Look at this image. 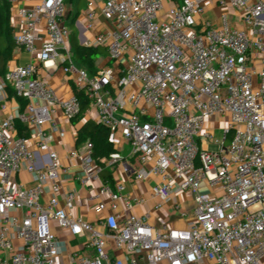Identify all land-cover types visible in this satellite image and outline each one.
<instances>
[{"label": "built area", "instance_id": "obj_1", "mask_svg": "<svg viewBox=\"0 0 264 264\" xmlns=\"http://www.w3.org/2000/svg\"><path fill=\"white\" fill-rule=\"evenodd\" d=\"M209 6L222 10L218 24L205 18ZM18 11L17 50L35 53L44 27L41 61H57L97 122L129 145L144 167L136 180L156 182L150 198L132 197L102 177L125 157L114 152L98 165L87 142L67 156L96 201L92 220L78 214L79 191L62 183L70 166L48 135L58 113L78 118V98H60L34 63L0 73V110L9 87L26 101L0 121V264H65L63 255L68 264H264V0H90L86 29L99 19L107 27L84 46L105 48L118 65L95 75L74 59L66 0ZM22 173L33 185L19 182ZM177 191L194 205H174L187 228L158 229L151 212L136 214ZM58 230L83 239L85 253L70 251Z\"/></svg>", "mask_w": 264, "mask_h": 264}, {"label": "crops", "instance_id": "obj_2", "mask_svg": "<svg viewBox=\"0 0 264 264\" xmlns=\"http://www.w3.org/2000/svg\"><path fill=\"white\" fill-rule=\"evenodd\" d=\"M90 0H77L75 4H67V25L70 28L71 34L77 33V39L81 45H84L85 39H93L94 36L106 30V23L103 19H99L96 23V28L93 31L86 29L87 19L86 11L88 8V3ZM98 5L101 4V0H95ZM39 0H18L16 4L11 6L10 21L14 29V33H17L20 29L21 16L19 15L20 8L31 9L33 8ZM234 24L236 27H240V24L236 22L238 15L233 9H228ZM222 10L218 7L209 6L205 14V18L218 24ZM39 36L42 38L41 41L37 43V51L33 54L26 51L15 50L12 59L7 63L3 72L7 73L11 69L17 66H23L30 63H34L38 67V76L45 79L50 86L56 91L57 95L62 99H69L75 92V85L72 80L59 68L57 61H47L43 63L40 59L41 57V47L46 39V33L44 27H41L39 31ZM105 58L102 57L97 62L98 71L105 67H116L117 63L112 61L109 57L107 50L104 48ZM1 68V65H0ZM5 103L7 105L6 110H0V121L6 119L11 114H16L17 111L21 110L26 101L18 98L13 93L11 87L7 88L5 91ZM87 120H93L97 122V115L93 109H91L84 119H74L67 120L61 113H58L55 117V121L58 125L57 129H49L48 135L50 137V143L53 149L60 155L62 161L70 166L69 174L63 176V186L67 189H76L80 193V203L78 208V214L84 216L87 219L92 220L94 218V213L92 212L93 206L96 201L93 200V194L82 188L79 175L82 172L81 164L77 161H68L67 156L73 150L82 151L84 144L79 145L78 137L79 130L84 126ZM21 124V123H20ZM18 126V124H17ZM16 126V127H17ZM18 135L19 129L17 127ZM21 136V135H20ZM218 137V135H216ZM221 136V135H220ZM221 138V137H218ZM115 152L120 153L125 157V161L118 165L114 170L108 169L110 172V177H103L105 180H110L113 184L123 183L126 186V193L135 196H145L150 198L151 190L156 182L154 177H149L144 181H137L136 175L141 171L143 165L140 163L138 157L131 156V149L129 145L120 137L112 138ZM214 146H210L212 149ZM213 149H216L214 147ZM148 168V167H147ZM19 182L25 186L33 185V178L26 173H22L18 177ZM181 205L184 209L190 211V208H194L189 195L177 191L176 195L165 201L159 209L155 208L156 202L150 200L144 207L137 209L135 212L138 215H142L145 212L152 213V224L156 228H161L164 224L177 229H185L188 226V222L182 219L177 212L174 211L175 204ZM58 234L61 240L68 242L70 251H78L85 253L83 248V239H74L68 232L58 230ZM16 244H20L16 241ZM5 254L0 251V263L5 259ZM60 262L68 264V256L63 255L59 258Z\"/></svg>", "mask_w": 264, "mask_h": 264}, {"label": "trees", "instance_id": "obj_3", "mask_svg": "<svg viewBox=\"0 0 264 264\" xmlns=\"http://www.w3.org/2000/svg\"><path fill=\"white\" fill-rule=\"evenodd\" d=\"M70 1L66 0V5L70 4ZM10 12V4L6 0H0V73L2 75L6 74L3 72V69H5L7 63L12 59L15 50L18 49L14 29L10 21ZM71 43L76 63L86 69L90 75L97 74V62L105 54L104 48H89L81 45L77 39V33L71 35ZM74 92L81 105V112L78 119H84L92 109V102L84 90H79L75 87ZM17 124L20 135L26 138L29 137V129L19 122ZM87 142L93 144V155L98 165L103 166L104 162L115 152L110 130L93 120H87L79 130V145ZM110 174V172L105 170L102 176L109 178Z\"/></svg>", "mask_w": 264, "mask_h": 264}, {"label": "rangeland", "instance_id": "obj_4", "mask_svg": "<svg viewBox=\"0 0 264 264\" xmlns=\"http://www.w3.org/2000/svg\"><path fill=\"white\" fill-rule=\"evenodd\" d=\"M75 1H77V0H71L70 1V4H75ZM67 13H68V11H67ZM66 22H67V19H66ZM103 57L105 58L106 56H105V54L103 55ZM215 135H218V137H221L220 135H222V133L218 130L217 132H216V134ZM214 147H212V149H213ZM214 150V149H213ZM190 210V212H192V208H190L189 209Z\"/></svg>", "mask_w": 264, "mask_h": 264}]
</instances>
